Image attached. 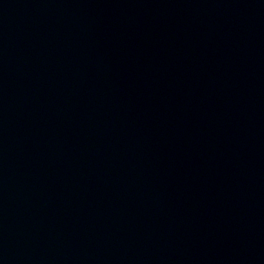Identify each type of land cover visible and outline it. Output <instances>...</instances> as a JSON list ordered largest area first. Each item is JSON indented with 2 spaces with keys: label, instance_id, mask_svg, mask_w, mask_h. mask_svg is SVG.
I'll list each match as a JSON object with an SVG mask.
<instances>
[{
  "label": "water",
  "instance_id": "1",
  "mask_svg": "<svg viewBox=\"0 0 264 264\" xmlns=\"http://www.w3.org/2000/svg\"><path fill=\"white\" fill-rule=\"evenodd\" d=\"M0 264H264V0H0Z\"/></svg>",
  "mask_w": 264,
  "mask_h": 264
}]
</instances>
